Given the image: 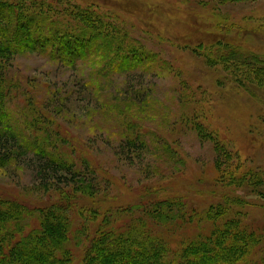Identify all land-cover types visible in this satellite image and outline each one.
Listing matches in <instances>:
<instances>
[{"label": "rangeland", "instance_id": "374dc122", "mask_svg": "<svg viewBox=\"0 0 264 264\" xmlns=\"http://www.w3.org/2000/svg\"><path fill=\"white\" fill-rule=\"evenodd\" d=\"M70 1L115 16L112 22L127 30L135 46L156 53L165 65L111 71L97 60L74 67L35 52L17 54L8 63L5 75L16 85L11 113L23 126L45 122L52 131L48 140L60 150L59 140L77 142L95 167L90 177L96 197L78 195L70 214L72 264H83L84 243L106 224L144 231L150 203L182 197L200 213L226 203L223 194L246 199L238 216L259 240L248 260L264 264V180L261 191L219 184L221 171L214 161L219 154L212 140L190 129L193 120L201 123L231 150L238 175L252 171L264 177V91L251 92L237 72L205 57L206 47L218 40L264 53V0ZM139 134L148 143L144 150L127 145ZM67 149L65 158L81 165L69 144ZM65 185L44 186L37 169L17 157L0 160V191L9 198L50 205L60 197L56 189ZM35 223L36 217L28 220ZM148 224L174 249L187 240L188 230L177 222L150 218Z\"/></svg>", "mask_w": 264, "mask_h": 264}, {"label": "trees", "instance_id": "16d2710c", "mask_svg": "<svg viewBox=\"0 0 264 264\" xmlns=\"http://www.w3.org/2000/svg\"><path fill=\"white\" fill-rule=\"evenodd\" d=\"M112 18L116 17L97 14L70 0H0V160L17 157L33 165L44 186L66 184L56 189L60 197L50 205H38L21 197L9 198L0 191V264H72L73 253L67 245L73 227L70 214L78 205L74 201L78 195L91 200L96 197L95 181L90 177L96 171L86 150L77 142L72 144L63 139L59 140L62 151L57 142L48 140L52 131L45 122L36 120L28 127L23 126L11 113L9 102L16 85L5 75L8 63L17 54L35 52L74 67L79 61L90 60H97L104 70L111 71L165 67L156 53L135 46L127 30L114 25ZM205 53L208 62L237 72L245 88L264 91V53L223 40L210 44ZM37 122L46 127L37 128L34 124ZM190 129L200 138L212 140L219 154L214 160L221 171L219 184L261 191L259 183L264 180L261 173L252 175V171H247L238 175L235 172L239 166L231 150L201 123L193 120ZM59 133L61 138L65 137L63 132ZM138 137L129 139L127 145L144 150L148 143L140 134ZM68 144L82 159L81 165L65 158ZM222 197L227 198L226 203L220 202L213 210L200 213L191 209L182 197L153 203L147 200L154 208L146 209L148 222L144 231L130 224L121 227L106 224L95 231L91 242L84 243L83 264H250L248 257L259 240L246 220L238 216L244 213L247 201L242 196ZM33 217L39 223L29 225L28 220ZM150 218L183 225L188 230L187 240L177 249L172 248L162 234H154L148 224ZM193 232L195 235H191Z\"/></svg>", "mask_w": 264, "mask_h": 264}]
</instances>
